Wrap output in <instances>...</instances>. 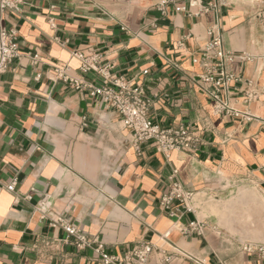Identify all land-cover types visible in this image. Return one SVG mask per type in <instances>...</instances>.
<instances>
[{"label":"crops","instance_id":"1","mask_svg":"<svg viewBox=\"0 0 264 264\" xmlns=\"http://www.w3.org/2000/svg\"><path fill=\"white\" fill-rule=\"evenodd\" d=\"M157 2L23 0L21 15L5 16L4 26L18 31L20 52L38 62L23 57L0 74V264H102L99 245L123 255L144 241L158 249L151 264H162L164 256L171 257L169 264H195L190 256L206 264H264L242 250L264 242V22L255 18L264 0H236L220 15L200 19L175 8L162 18ZM212 26L225 50L254 59L232 66L243 82L231 83L227 96L252 120L216 115L197 84L201 69L193 60ZM181 40L184 50L177 47ZM76 52L102 55L115 75L144 87L152 122L188 126L201 137L199 148L174 151L169 159L150 147L138 155L116 112L57 79L56 69L64 65L79 74ZM249 94L258 98L247 102ZM174 170L197 193L203 235L179 230L194 215L177 223L160 209ZM14 179L11 193L7 186ZM236 184L261 196L238 199L252 216L232 228L223 210ZM212 202L225 204L219 215L212 214ZM60 219L96 243L79 249L54 225Z\"/></svg>","mask_w":264,"mask_h":264},{"label":"built area","instance_id":"2","mask_svg":"<svg viewBox=\"0 0 264 264\" xmlns=\"http://www.w3.org/2000/svg\"><path fill=\"white\" fill-rule=\"evenodd\" d=\"M187 2L183 8H178L183 2ZM236 0H158L156 9L162 18L168 17L171 10H183L189 18L200 19L205 15H220L221 12L231 7ZM23 0H0V74L6 72L16 61L23 57L31 58L38 62V56L24 55L19 49V34L15 28L7 29L4 26V18L7 14L21 15ZM255 18L264 22V2ZM208 40L201 49L199 57L194 58L193 63L198 65L201 73L198 75L197 84L206 93L212 103L214 113L230 118L243 117L252 120L250 114H245L234 108L227 100L231 83H242L243 78L234 73L231 68L235 64H247L254 62L253 57L244 53L236 54L225 50L223 37L216 26L207 31ZM179 50L185 49V41L178 42ZM80 62L78 75H73L71 67L64 65L56 69V77L67 87L79 93L87 92L92 97H99L101 102L118 114L122 119L124 128L129 132L131 140L129 144L138 155L146 147L162 153L167 159L174 151H193L202 144V139L188 126L162 127L154 124L150 119L151 100L147 97L144 87L132 85L123 77L113 73V65L104 60L102 55L94 53L85 55L82 52L72 54ZM145 71V74H148ZM95 80L100 85L95 84ZM225 96V98H224ZM248 101L253 102L258 98L256 94L247 95ZM18 180L7 186L11 193L16 192ZM197 193L188 191L179 179V172L174 170L169 178L168 190L160 198V209L169 218L176 219L177 223L186 214L195 216V221L188 226H179V230L187 235L205 233V223L197 218L198 208L194 204ZM61 226L69 238H74L79 249L92 248L96 241H91L78 231L75 225H66L61 219L54 222ZM246 253L257 254L264 259V242L242 245ZM158 251L151 242H141L132 250L123 255H112L106 252L103 245L95 249L98 260L102 264H151L153 254ZM195 264H206L203 259L193 256L189 258ZM171 257L164 256L162 264H169Z\"/></svg>","mask_w":264,"mask_h":264},{"label":"rangeland","instance_id":"3","mask_svg":"<svg viewBox=\"0 0 264 264\" xmlns=\"http://www.w3.org/2000/svg\"><path fill=\"white\" fill-rule=\"evenodd\" d=\"M232 193H230L229 199L231 200L230 203H228L226 206V210L227 211V222L230 223V226L232 228H236V227H243L246 224L250 223L249 220L251 218L252 215L249 214V210L244 211V207L247 205H242L239 204L237 201L239 198L244 197V196H261V193L258 191V189H255L254 187H245L244 185L241 186V184H236V186H234V188H231ZM228 200V199H227ZM213 203V204H212ZM210 205L211 206V210H212V214L214 215H219L220 207H224L225 204H221L218 202H212ZM210 207V206H209ZM248 212V213H247ZM232 235H237V236H241L243 235L244 231H229Z\"/></svg>","mask_w":264,"mask_h":264}]
</instances>
